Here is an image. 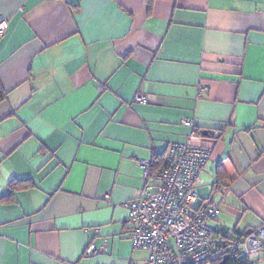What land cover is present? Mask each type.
I'll list each match as a JSON object with an SVG mask.
<instances>
[{"label":"crops","instance_id":"1","mask_svg":"<svg viewBox=\"0 0 264 264\" xmlns=\"http://www.w3.org/2000/svg\"><path fill=\"white\" fill-rule=\"evenodd\" d=\"M0 16V264L143 263L124 204L173 142L210 151L197 206L256 215L238 235L263 222L264 0H0Z\"/></svg>","mask_w":264,"mask_h":264},{"label":"built area","instance_id":"2","mask_svg":"<svg viewBox=\"0 0 264 264\" xmlns=\"http://www.w3.org/2000/svg\"><path fill=\"white\" fill-rule=\"evenodd\" d=\"M8 25L0 16V37ZM133 101L146 104L149 99L137 91ZM181 122L191 127L194 135L192 121ZM209 157L206 147L173 142L167 147L164 165L156 172L151 170L150 161H141L143 187L124 204L133 247L148 254L141 264H198L217 253L245 258L249 264H264V220L250 233L238 235L217 222V205H196V190ZM102 251L103 245L90 243L84 255Z\"/></svg>","mask_w":264,"mask_h":264},{"label":"trees","instance_id":"3","mask_svg":"<svg viewBox=\"0 0 264 264\" xmlns=\"http://www.w3.org/2000/svg\"><path fill=\"white\" fill-rule=\"evenodd\" d=\"M149 4V8H150ZM7 98V92L3 89L1 82H0V103L3 102ZM165 163V157H159L157 155H153V158L150 160L151 170L156 172L159 168H161ZM216 183L212 186V191L219 189L220 183L227 179V174L220 163H218L216 167ZM30 185L29 180H13L9 183V194H12L14 190L17 189H24ZM206 205H211L212 201L209 199L207 200ZM202 206V205H201ZM222 226V225H221ZM224 227V226H223ZM235 233L236 231H232ZM237 234V233H236ZM198 264H249L248 260L245 258H232V257H225L222 254H215L212 257L198 263Z\"/></svg>","mask_w":264,"mask_h":264},{"label":"rangeland","instance_id":"4","mask_svg":"<svg viewBox=\"0 0 264 264\" xmlns=\"http://www.w3.org/2000/svg\"><path fill=\"white\" fill-rule=\"evenodd\" d=\"M197 192V190H196ZM220 212L217 215L218 221L229 228L231 231L241 232L245 225H257L259 220L257 219L256 215L251 212H247L244 214L241 209L236 208H228L224 211V205H220ZM216 218V219H217Z\"/></svg>","mask_w":264,"mask_h":264},{"label":"water","instance_id":"5","mask_svg":"<svg viewBox=\"0 0 264 264\" xmlns=\"http://www.w3.org/2000/svg\"><path fill=\"white\" fill-rule=\"evenodd\" d=\"M202 134H205V135H206V134H207V131H206V130H203V131H202ZM248 233H249V231H247L246 234H248Z\"/></svg>","mask_w":264,"mask_h":264}]
</instances>
